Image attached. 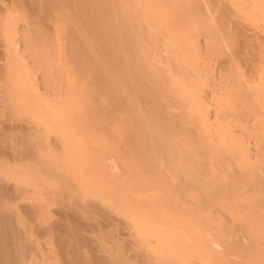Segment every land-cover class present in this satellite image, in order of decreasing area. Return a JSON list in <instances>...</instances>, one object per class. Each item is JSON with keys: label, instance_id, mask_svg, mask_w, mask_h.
I'll use <instances>...</instances> for the list:
<instances>
[{"label": "bare ground", "instance_id": "6f19581e", "mask_svg": "<svg viewBox=\"0 0 264 264\" xmlns=\"http://www.w3.org/2000/svg\"><path fill=\"white\" fill-rule=\"evenodd\" d=\"M19 1L17 2L19 3ZM22 1L23 3L26 4V7H25L26 9L23 7L24 10H26V12L29 15L35 14V19L37 23H39L38 21L42 23L45 20H50L51 23L55 21L62 22L63 28L61 27L62 32L60 34L62 35V38H63L62 41L65 42V45H66V47L64 48L65 51L63 52V55L65 53L64 56H65V59L68 65V67L65 66L66 68H68L67 70L63 66L65 69L64 71L66 72L68 71L69 75L71 76L73 75L74 79L76 78L75 80L84 83L86 86L87 94L84 93L87 97L86 101L85 99L83 100V98H85V95H84L81 102L77 103V105L79 106L80 103L82 104L86 102L85 104L87 106L85 104L81 105V108L84 106H86V108L88 107V109L85 108L86 112L83 118H80L82 116L81 114H80L81 116L77 114V117L80 119H76L75 117L76 114L75 116L73 114L71 115L75 117L74 120H71L73 118L69 116L71 112L73 111V108L78 107V106H74L73 104L74 101H73L72 103L73 108L72 109L70 108L71 109L70 113L68 112L70 111L69 107H71L70 106L71 104H69L71 103L70 100L72 101L75 98L72 95V98H73L72 99L71 94H69L70 96L68 95V92L71 93L70 91H67V94H66L68 95L67 98L70 97L69 98L70 100L69 99L67 100L69 101L68 103L69 107L67 106V103L65 104L63 101L61 102L62 104L60 103L62 106L65 105L67 106L66 108H68L67 112L69 115L68 114L67 115L70 117V119L68 118L69 120H66L65 123L67 121H70L68 123H70L71 126L74 127L75 130H76L75 128L76 124L80 123L82 125L83 130L87 129L85 132L87 131L89 132L90 134L89 139L85 137L87 136L86 134L85 136H81L84 133V131H82V128H81V131L83 133L80 136L81 138L84 137L82 139L93 141V140H96L95 137L97 135L106 144V148L102 150L101 152H99L100 146H101L99 145L100 144L99 142L101 141H99L98 139L100 138H98L96 141L98 143L97 146H99V147L96 146L98 149L90 150V152H93L92 156H94V158H92L91 160L92 163L91 162L85 163L86 160H84V163H83V160H81L82 161L81 163L89 167H90V163L92 165L93 164L96 165V170L94 171L99 173L97 174L99 178H102L100 177L101 171H104L105 173L109 169L110 173L109 171H107L109 173L107 176L109 177L108 180L111 183L112 182L119 183L118 186L121 185L122 187H125L128 182H129L128 186H130L131 185L130 182L131 183L133 182V183L138 184L139 187L138 186L136 187H138L140 190L143 189V190L148 191L149 188L150 189L152 188V192H155L156 190L153 188L160 186V189L162 190L163 189L161 187L162 183H166L168 180H171L170 182L173 181L172 185L170 183L171 186L166 184V186L168 185L167 186L169 188V189L167 188L168 190L158 194V196L160 195L162 199L163 197L168 199V202H166L168 206L165 205V207L167 208L171 206L173 207L174 204L176 203V200L179 201L181 197L182 199H184L185 197L184 195L186 194V192L191 191V189H194L193 191H196V193H198L196 195L198 197L196 198V200L194 199L195 200L194 202H192V200L187 202V199H188L187 198L185 201L187 203L184 204L186 205V207H183L185 210L180 209L181 211L189 210L188 213L189 212L192 213L191 215L194 218V219L192 218L193 222L191 221L188 222V220L186 222L185 220L186 217L184 218L183 216H181V218L183 217V219L185 220L184 221L182 219L183 220L182 221L181 219H179L180 217L179 213L177 212L176 214V218L186 223V225H184L183 223L184 229L182 228L183 230L181 233H184L183 231H185V229H187L186 227L190 224L188 227L191 228V232L188 228L187 233L189 232L188 234H192L190 236H193V234L195 235L196 233H192V232L195 231L197 228L198 231L196 230V232H198L197 233L198 237L194 236L195 240L197 241H194L192 237L189 240V237H188L189 235L187 236L188 239L187 237L185 239L184 234L181 235L180 233V235L184 239L182 238L183 241H181L182 239L180 237V241H178L180 243H177V244H181V245L180 246L171 245L172 246L171 249L165 248V249H169L168 250V254H170L169 257L170 258L174 257V259L171 258L172 260H176V257L178 254L182 253L181 255H183L185 254L186 251L188 252L189 249L185 251L184 248H186L187 244L189 243L186 244L185 242L187 240L188 241L192 240V242L190 243H193L194 241L195 245H193L194 244L193 243L192 245L190 244V246L192 247L197 246L198 247V248L196 247L197 250L200 248L199 251L201 250L202 253H204L202 255L206 254L207 256H210L212 258L216 256L214 259L217 261V263L219 262L220 264H248V263L249 264L251 263H256V264L262 263L263 264L264 263V105H263L264 101L262 100L263 102L261 101L262 103L260 102V104L254 103L255 100L258 98L256 96H255L256 98L254 96H251L250 97L251 102L241 103V100L238 101L240 98H237L240 96L236 95V97H234L233 94L231 93L233 91L230 92V90L228 91L227 88L225 87L227 92L225 95H224L225 93L224 92L222 95L224 97H221L220 99L222 101H228L231 97L232 99L234 97V99L237 98V101L235 99L236 103L232 104L231 106L228 102L226 103L224 102L222 104L216 103V105L211 111L207 110L206 115L205 113L203 114L201 110L199 111L196 108V111L201 112V116L202 114L204 116V118L199 121V125H198L194 123L193 121L194 115H192L193 113L191 114L189 112V108L191 109L192 107L191 104L194 103L196 100L198 103L203 102L201 105H203L204 103L206 104L211 100L213 102L216 101V95H214L215 88H210V90L206 89V92L207 90H209V93L206 94V92L204 91L202 93L206 95L201 96L202 94L199 95L198 94L199 92L196 93L195 92L196 90L194 91V89H196L194 88L195 83H192L194 82V80L193 81L191 80V83H190L191 86L194 88L191 90V88L189 89V86H187V83H186L188 80L183 79L184 82L186 81L185 82L186 86L183 83L184 87H182V89L186 87L185 88L186 90L183 89L185 90L184 91L185 97L181 98L183 96L181 95L183 93H180L183 91L182 89H179L180 91L178 92V95L180 94L181 97L179 96L180 98L178 101H176V99L173 97V95L175 94V93L173 94L174 88L172 85L174 82L173 75H177L178 72H181L183 73V75H185L186 79L188 76L189 78L190 77L192 78V76L194 78L195 76L193 72L197 69L196 68L197 65H196V62L193 64L192 61L194 60L195 55L200 54L201 51L200 52L198 51H199V48L202 47L200 45V43L202 44V42H199L193 46H187L186 43H183L184 39H182L183 37L182 34H183V31L186 34L185 29H187V27L185 26H188L189 27L188 30H189L190 25L188 24L191 23L190 20H194L196 23L195 25L199 26L200 30L203 29L201 31V34H203L204 37L209 36V35L211 36V31L209 32V29H207L206 27L203 28V26H205V21L208 19L207 17H209L206 15L207 14L206 11L208 10L206 9L207 8L206 4L204 3L205 4V7H204L203 4L200 5L196 3L197 1L195 2L194 0H191L190 2H188V0H186L185 2L186 3L188 2V4L185 5V2H183L184 5H182L180 4V1L172 0V2L169 4V8L166 9V11L169 14L165 12L164 10L168 5L167 4L168 1H165V2L163 1L165 5H163L164 4L163 2H162L163 4L158 5L159 7L162 6L161 9L159 8L161 12L163 13L162 15L165 14L164 16H166V14H168V19L171 20L170 23L172 22L173 24V23L178 22L180 26L182 25L181 29L185 27V29H183L182 31L181 30L178 31L177 28L175 30V27L171 25L172 26L170 27L171 31L169 30V32L171 33V36L169 35L168 32L166 36L169 35L171 37L169 38L171 39L172 43L169 42L170 41L169 39L168 40L169 43L168 44L166 43V45H164V47L165 46L167 47V45L168 47L159 49L158 44H160L161 46L162 41L160 40L162 39H158L157 34L153 33V31L151 32V30H153V27L151 28L147 23L144 22L143 20L144 18L142 17V14L140 12L133 13L132 11L134 10L131 9L132 7L131 8L129 7V9H127L126 7V9H124L125 8L124 5L128 2L125 3L123 0H122L123 3L121 2V0H21V2ZM128 1L131 2V0H128ZM148 2L146 1L144 3V7L147 5ZM131 3H129L128 5H131ZM135 5L137 6V3ZM151 5H152V2H151ZM207 5H209V0H208ZM22 6H21V10L23 9ZM163 6H166V7L163 9ZM147 7L149 8L150 4ZM150 9L148 10L149 13H150ZM53 11L58 12L57 14L58 16H55ZM142 11L144 10H141V12ZM0 12L3 14L2 10ZM6 19H5V22H6ZM153 20L151 21L152 24H153ZM210 20H213V18ZM210 20H207V21H210ZM34 24L36 25V22ZM146 24L148 26H146ZM236 24H233V25H236ZM58 25L59 24H57V26ZM178 25L176 24L175 26H178ZM37 26L39 27L40 25H37ZM46 27H47V24L45 23L44 25L40 26V28L35 29L36 31L35 33L37 34L36 35L37 37L45 36V39L42 40L43 42L42 45L40 42H39L40 44L38 45V48L42 47L44 51L41 48V51L38 54L34 55L36 56L35 60H37V62L39 63L38 69H41L40 71L42 72L45 71V73L43 74H47L49 72L48 70L51 67H53L50 61V58H49L51 57L50 47L52 46L51 45L52 42H50V38L48 37V34H47L49 32H47ZM148 27H150L151 29L150 28L148 29ZM242 28L241 27L237 28L236 32L232 31L231 33L234 36L231 35V33H229V35H231V37H229L230 38L229 40L232 46L228 54L224 53L225 50L221 47L222 43L221 45H219V43L217 42L218 40L217 39L215 40L214 38H212V36H211V39L213 40L209 38L211 41L207 42V44L210 43L211 45L210 49L212 50L215 49L217 50L218 53H220L222 50L224 51L223 52L225 54V55L223 54L224 57L218 60L219 66H217L216 64L217 66L215 67L217 68L216 71L218 70V67L220 68L219 71L221 70L224 71L223 68H225L226 72L229 71V74L231 75L230 78L233 77V79L231 78L230 80L231 85L235 84L237 85V87H240L241 86L240 82L242 81V83H244L243 85L245 86V87L243 86L242 89L246 88L247 90H251L254 88L253 87L251 88L252 86L251 83H250L251 86L246 84L247 81L244 77L243 72L240 71L241 68L237 70L232 66L233 64L231 65L232 61L234 62V64L239 63V61L236 62L237 60L240 59V58L237 59V56H238L237 54L241 52L243 53L244 50L250 47V43L248 41V35L242 31L244 30V28L243 29ZM235 29L236 27L232 30H235ZM7 40H9V38ZM259 40L260 39H258V41ZM165 42H166V39L165 41L163 39L164 44ZM203 42L206 46V42L205 41ZM258 43H260V41ZM255 44H257V42H255ZM255 44H252V45H255ZM216 45H218L219 47H216ZM5 46L7 47V44ZM178 47L179 48L183 47L184 49L181 51L180 50L178 51L177 50L179 49ZM36 50L38 51L37 47L34 51ZM159 50L164 51V53L166 51V54L164 53L162 54V51L160 52ZM210 52L212 51L210 50ZM257 52H260V51H257ZM163 55L166 56L165 58H168L169 60L168 63L170 64L169 65L170 67L166 66V64L163 62L164 60ZM30 57H33V56L30 55ZM258 58H260V56ZM195 59H198V58L195 57ZM201 59L203 58L201 57ZM193 65H195V67ZM239 66L243 67L242 65H239ZM235 67L238 68V66H235ZM181 73L178 75L181 76L182 75ZM217 74H215V76H217ZM220 74L218 76H220ZM246 74L247 73H245V76ZM205 75L206 74H204V76ZM46 76L49 77V74ZM179 77H177L178 81H179ZM183 77L184 76H182V78ZM45 82H44L45 83L44 86H46L47 84V81ZM1 83H4V82H1ZM52 84L50 86H52ZM177 84H180V81L179 83L177 82ZM22 85H24V83ZM179 86L180 85H178V88H181ZM52 88L50 89V91L52 90ZM56 91H59V89L58 90L56 89ZM192 91L196 93V96L195 94H193ZM211 91H213L214 93H211ZM254 91L255 90H252L251 92L254 93ZM48 92L47 94L49 95ZM54 92H52L53 96L55 95ZM247 93L244 94L243 92L241 96H244ZM36 94L39 95L38 91ZM0 96H1L0 97L1 102L3 101V102H6L7 104V105L4 104L6 107V110L1 112L2 111L1 109L0 115L4 119H8V120L14 118L15 116L19 117L18 111L17 113L15 111L17 108L14 106V104L9 103L12 101V100L10 101L12 95L11 96L9 95L10 99L6 97L5 94L4 95L2 94ZM53 96L51 98H53ZM63 96H65L64 93H63ZM48 97L50 98V96ZM57 97L56 95L54 96L56 100H57ZM244 97L247 98V96H244ZM41 98L45 100L44 94H43V97ZM49 98H46V101ZM252 98H254L253 99L254 102L253 100H251ZM49 100L50 102L52 101L51 99ZM185 100H186V103L190 105L187 111L185 110L183 111V109L186 108L184 104ZM245 100L246 99L242 101H245ZM64 101H65V98H64ZM23 102H25V99L23 100ZM27 102L30 103L29 101ZM27 102L25 104H27ZM167 102L169 105L167 104ZM47 103H45L46 105H44V103L42 105L47 106L48 105ZM50 105L51 107H49V109L52 108L53 104H50ZM55 105H57V103ZM58 105H59V102H58ZM29 107L31 109V106ZM43 108L46 109L45 107ZM75 109L77 110V108ZM82 110L84 111V108ZM202 110H205V109L202 108ZM21 111H24V110L22 109ZM52 112L53 111L51 110L50 113ZM65 113H66V110H65ZM74 113H78V112L75 111ZM79 113H81V111ZM22 114L21 116H23ZM61 114H63V111H61ZM61 114L60 112L57 113V115L59 116ZM41 115L43 116V114ZM23 117H24V121L22 122L18 121L19 122V123L17 122L18 124L15 121L14 122L16 124L0 123V150L7 151V152L10 151L12 152L13 155H15V157L17 156L19 158L18 164L15 163L17 158L16 159L13 158L15 159V162L12 159L13 164L15 163L17 165V167L16 166L15 167L17 168L16 170L18 172L16 173L18 176L15 173L13 174L11 172L13 176L15 175L14 177L16 178V182L15 180H13L15 183H12L13 182L12 181L11 182L12 185H10L7 182L9 186H7V189H5L6 186L4 188V185H3L4 180L6 179V177H10L9 174L11 173L8 172L9 173L8 174L7 172H5L7 173L6 175L8 176L5 175V173L3 172L4 167L2 164L6 165L5 164L6 159L5 161H3L4 162L3 163L2 162L3 157L2 156H1L2 158L0 157L2 159V160L0 159V264H40L39 257L41 256H38L36 254V251L42 252L43 249L41 248L39 242L37 241L38 239H36V237L37 238L39 237V236H36L38 234H41V235L46 234L48 235L47 237L51 236V238H53V240L52 239L51 240L53 241L54 245L52 244V242L51 244L54 247L52 246V248H49V249H51V251L55 255H51V258H50V254L46 252L47 254H49L48 255L49 257L46 256V258L48 257V260L51 259L49 260L51 261V263L49 262V264H130L132 262L130 260L131 258H134L137 261V264H168L166 263L165 259H162V258H165V256H167L166 258H169L168 254L165 255L167 251L163 249L164 246L162 248L156 247L158 250L161 251V252L159 251L160 254L165 251L164 253L165 256L162 258H158L150 253L145 252L149 250H147L148 248L147 249L145 248L146 250L144 251L143 250L144 246H141V248L143 249H140L139 248L140 246L137 247L138 248L137 249L135 248L136 247L135 246L133 247L134 251L132 253H128L130 252V249H128L127 250L128 252H126V249H127L126 242H123V243L120 242V246H118L119 248L118 253L112 250L114 251L115 254H111L112 251L110 252L111 255L104 254L105 251L103 250H105L106 248L102 250L103 252L100 251L101 246L97 247L96 246L97 244L96 243H95L96 245L94 244V241H93L94 238L93 236H91L89 231H92V230L94 231V229H97L100 232V234L103 236L102 238L103 239L106 238L107 239L106 241L108 242L109 237L111 236L116 237L115 233H120L122 229L126 228L127 223L131 221L129 217H127L128 216L127 208L125 207L126 210H124V208L123 210L121 209L122 212L120 214L125 212L124 215H127L125 216V218L128 219V220L126 219L127 221L125 220L122 221L119 219L120 214H116L118 215V218L112 215V211H116V212L119 211L118 205H121V204H119L117 200L115 202L118 203L117 205L118 208L116 205L114 206L112 204L111 206H106V205L104 206V204L101 206V203L98 204L96 202L98 200L94 201L90 199L91 197H93V195H95L94 193H96L97 190H95V192H91L93 190L87 192L85 191L86 189H83L86 182L88 181V180L84 181L86 175L84 179H82L83 178L82 176L84 174H82L81 176L78 175L77 173L74 172V170L79 171L78 170L79 168L76 169L77 168L76 166H75L76 168L72 166L73 164H76L77 162H80V161L73 163L72 159H70L73 153H70L71 151L70 152L68 151L67 153L66 150L68 149L65 148L66 149L65 152L59 150L60 147H62V150H64L63 148L66 147V144L61 143L57 136H56L57 137L56 142H52L51 140L49 141V143L51 142V144L49 145H51L52 147H56L58 150L56 151V148H55V150L53 149L54 151H51V148H49L50 146L48 147V150H44L43 147L46 143V139L50 138L49 135L48 136L46 135L48 138L45 139V136L41 135L40 131H38L40 130L39 127L42 126L40 125V122H38L39 123L38 125L40 126L37 125L38 126V129H37V126L33 125L34 123H32L35 121L32 120V122H29V119L25 118V114ZM47 117L50 118L49 116ZM56 117L54 119H56ZM58 117H57V120H55V122L57 121L59 123L60 121H58ZM48 118L46 119V121L48 120ZM62 121L63 120H61V122ZM51 123L53 122L51 121ZM51 123H49L50 128L52 126ZM80 124L78 126H80ZM64 125H65L64 127L66 128L62 126L64 128L62 129L63 131L65 129L67 131V126H66L67 124H64ZM58 126L60 127L61 125H58ZM59 127H57V129ZM68 130H69V127H68ZM68 132L70 133V130ZM58 133L60 132L58 131ZM74 133L76 132H74L73 130V134ZM60 136L62 135L60 134ZM72 136H73L72 138L75 139L74 135ZM78 136H76V138ZM235 136H239V137L246 136V139H247L246 143H245V140H246L245 138L238 140L235 138ZM63 138H64V135H63ZM82 139H81V142L83 141ZM181 140H183L182 142H184L185 148H183L180 145ZM91 143L88 142V144H91ZM84 144H86V142H84L83 145L81 144L78 146L80 147L82 146L83 148ZM72 146H71V149H73L74 147ZM92 147L93 146L91 147L89 146V148H92ZM86 148L88 147L86 146ZM68 154H70V157L67 156ZM74 155L75 156L80 155V153L78 154L77 152ZM86 156H88V158H91L90 155L86 154ZM86 156H83V159L84 157L86 158ZM76 160L77 159H75V161ZM6 163H8V161ZM9 165H11V162ZM5 167L7 168V166ZM90 170L91 172L88 173L89 178L88 177L87 178L93 179L94 178L93 174L96 175L95 174L96 172H93L92 169ZM74 173L77 174L78 178L82 179V181L85 183L84 184L81 181L83 187L77 183L78 178H77V175L75 177ZM90 173L92 174V177ZM94 179L98 180V184H96V182L93 183L97 185V186L95 185L93 189H95L96 187H99L100 185L102 186L106 183V182L105 183L103 182L105 180H102V179L99 180L96 177ZM100 181H102L103 184H101ZM92 182H94V180H92L90 183ZM111 183L109 186L111 188H114V184L113 186H111L112 185ZM26 184H28L27 186L29 185L30 187L32 186L31 187L32 191L30 190L28 191V189L25 187ZM118 186L115 187L114 189L116 188L118 189ZM140 190H138V192ZM161 190H159V192ZM101 191L102 190H100V193ZM134 192L135 191H133V193ZM117 193L122 194L123 192L122 193L117 192ZM154 194L155 195H153V201L154 199L156 200V198L154 197L157 196L156 193ZM190 194L191 193H189V195ZM12 195L13 197L15 195L16 198H17V195H19L18 197L20 199H22L20 197L22 196L23 199L26 198L28 201L25 203L23 202L22 205L16 204L12 201L11 198H9ZM122 196H126V195H122ZM122 196L121 195L120 197L118 196L119 200L123 199L121 201V202L124 201L122 204H124L125 202L127 203L128 200L125 201L124 200L125 197L120 199ZM102 197L104 196H101V198ZM151 197H149V199ZM137 198L139 201L140 198L139 197ZM146 198L148 197L146 196ZM146 198H142L140 200H143V199L146 200ZM182 199H181V205H182ZM102 201H105L104 198L102 199ZM109 201L111 203V200ZM129 201L131 202V199ZM159 201L156 200L155 203L156 202L160 203ZM163 201L165 203V199L162 200V202ZM112 202H114V200ZM47 203H50V206L53 203L56 205V209L54 210L55 211L54 213H56L57 215L56 219L54 217L51 218L53 220L46 219V217L49 215L48 213L51 212V210H49L50 208H47L46 206ZM141 203L148 204L147 201L146 202L141 201ZM105 204L110 205L108 201ZM131 204L132 205L134 204V207H131L133 208V210L134 208L136 209V207L140 206L139 203L137 204V203L131 202ZM136 204L139 206H136ZM150 205L153 207L154 205L153 202H150ZM144 206L145 207L143 208L144 210H146V212L148 211L147 210L148 208L151 209V207H148L147 205H144ZM178 206H180V204H178ZM182 206L180 207L182 208ZM175 207L177 208L176 205L174 206V208ZM197 208L199 209V211L197 210L198 213L195 212ZM200 208H202L203 211L202 210L200 211ZM150 209L149 211H151ZM164 210L165 209H162L163 212ZM138 211H139V208L137 212ZM141 211H142V208H141ZM154 211L150 213L154 215L155 214ZM156 211H157V214H159L160 209L158 208L156 209ZM168 211L170 212V209ZM165 212L167 211L165 210ZM172 212L173 211H171L170 214L173 216ZM175 212L176 211H174L173 213ZM22 213L24 217L20 216V214ZM147 213H148L147 216L149 215L148 217H150L151 214L149 212ZM182 214H185V213H182ZM194 214L195 215L198 214L197 217L193 216ZM136 215H138V213ZM142 215L140 217H142ZM159 215H158L159 216L158 218L163 217V215L161 214ZM171 215L167 216V218L171 217ZM52 216L53 215H51V217ZM121 216H123V214ZM145 217L146 216H143L142 218L143 223H145L144 220L146 219L149 220L148 217L147 218ZM153 217H154L153 220L158 219L156 215ZM164 218H165V215H164ZM49 219H50V216H49ZM153 220L150 219V221L148 222H151ZM160 220L156 222L154 221V224H156L157 222H160ZM165 220L167 221V219ZM171 220L174 222L177 221L175 218L173 220L172 217H171ZM134 221L139 223V221H136V220ZM142 221H141V224H142ZM166 221L164 222V225L165 223H168V225H170L171 221L169 222H166ZM157 224H160V223H157ZM175 224L177 225L178 222ZM175 224H174L175 227H173V230L167 231L166 229L167 232L165 233L167 235L169 231H173L172 232L173 234L174 231L178 229V227ZM129 225L127 226V228L130 227ZM151 225L152 224L150 223V227ZM109 226H112V227H109ZM166 226L167 225H165V227ZM171 226H173V224ZM165 227H163V229H165ZM176 227L177 229L174 230ZM152 228H153V225H152ZM159 228L157 229L155 228V230L157 231ZM163 229L161 228V230ZM126 232L127 230H124V234ZM149 233L150 232H148L147 235ZM151 233L153 234V232ZM165 233L163 236H166ZM170 233L171 232H169V235H171ZM157 234L159 235L158 232ZM126 235H129V234H126ZM154 235L155 234H153V237H157V235L156 236ZM176 235L179 236V233L175 232V237L173 236L175 239H176ZM122 236L124 235L121 234L119 237H122ZM163 236L159 235L160 238ZM132 237L134 238L135 236L132 235ZM153 237H151L150 239H153ZM173 237H170V238H173ZM98 238L100 237L98 236ZM157 238H154L153 240L155 242V245L159 244L157 242L158 241L160 242L161 240ZM155 239L157 240L155 241ZM166 239L167 238H165V240L163 241L165 242ZM125 241L127 240L125 239ZM135 241H133L134 243L133 242L132 243L135 244ZM146 241H149V240L146 239ZM146 241H144V243ZM163 241H161L160 244L163 243ZM168 241L170 242V239H168ZM172 241L173 240L171 239V242ZM175 241H173L174 244L176 243ZM167 242L166 244H168ZM196 242L199 243V246H198V243ZM141 244H143V242ZM149 245L150 244H148V246ZM97 248H99V250ZM187 248H189V246ZM111 249L113 248L111 247ZM162 249L164 251H162ZM158 250L156 249L154 250L156 251V255H157ZM43 253L45 252L43 251ZM160 254L158 256H162ZM36 255L38 256L37 258L39 260L36 259ZM45 255L41 259L44 260ZM181 255L180 256L178 255V256L182 257ZM206 258L208 260V257ZM44 263L45 262H43L42 264ZM198 264H201V263H198Z\"/></svg>", "mask_w": 264, "mask_h": 264}, {"label": "rangeland", "instance_id": "374dc122", "mask_svg": "<svg viewBox=\"0 0 264 264\" xmlns=\"http://www.w3.org/2000/svg\"><path fill=\"white\" fill-rule=\"evenodd\" d=\"M16 1V2H15ZM17 1H19V0H0V11L2 10V12H3V14L0 12V83L1 82H4V83H1L0 84V92H2V93H0V95H4L5 94V96L6 97H8L9 98V95L11 96V99H10V101L11 102H9L10 104H14V106L18 109H16L15 111H16V113H17V111H18V116L19 117H17V116H15L14 118H12V119H4L1 115H0V123H3V124H8V123H14V124H16L18 121H20V122H22V121H24V114H25V118H27V119H29V122H32V120L33 121H35V122H32V123H34L33 125H35V126H37L39 123L38 122H40V125H42V126H40V125H38V126H40L39 128H40V130H38V131H40V133H41V135H43V136H45V139L46 138H48L47 136L49 135V137L50 138H48V139H46V143H45V145H44V147H43V149L44 150H48V147L49 148H51V151H54L55 150V148L56 147H52L51 145H49V144H51V142L49 143V141H51L52 140V142H56V140H57V137H58V139H59V141L61 142V143H65L66 144V147H64L63 149L64 150H62V147H60V151H64L65 152V150L66 149H68V150H66L67 151V153H68V151L70 152V153H73L72 155H71V158L70 159H72V162L74 163V162H77V161H80V162H77L76 164L79 166H77L76 164H73L72 166H74V168H76V169H78L79 171H77V170H74V172L75 173H77L78 175H82V174H84L81 178L82 179H84V177H85V175H86V177H85V179H84V181L86 180H88L87 182H86V184L82 181V179H79L78 178V175L77 174H75V177H76V175H77V178H78V181H77V183L78 184H80L82 187H83V185H82V183H84L85 184V186H84V188L83 189H86L85 191H91V190H93V191H91V192H95V190H97L96 191V193H94L95 195H93V197H91V196H89V197H91L90 199H92V200H98V201H96L98 204H100L101 203V206L104 204V206L106 205V206H111V204L112 205H118V203L119 204H121V205H118L119 206V208H118V206H117V208L119 209V211L118 212H116V211H112V215H114V216H116L117 218H118V215H116V214H120L121 212H122V210H123V208H124V210H126V208H127V214H128V216L127 215H124L125 214V212L124 213H122L123 214V216H121L122 214H120V217H119V219L120 220H122V221H127L128 219L127 218H125V216H127V217H129V219L132 221H129L128 223H127V225H126V228L125 229H122L121 231H120V233H115L116 235V237H109L108 238V242H109V244H108V242L106 241L107 239L106 238H104L105 239V241H104V239L102 238L103 236L100 234V232L97 230V229H94V231L92 230V231H89V233L91 234V236H93V238H94V244L97 246V247H99V246H101L100 247V251L101 252H103V251H105V252H107V253H105L104 252V254H108V255H111V254H115L114 253V251H116L117 253H118V246H120V242L121 243H123V242H126L127 243V249H126V252H128L127 250L128 249H130V252H128V253H132L133 251H134V248L133 247H135V248H137V247H139L140 249H143V248H141V246H144V251L147 249V250H149V251H145V252H147V253H150V254H152V255H154V256H156V257H158V258H162V257H164L165 255H167L168 254V250L169 249H171L172 248V246L171 245H174V246H180L181 244H177V243H180V242H178V241H180V237H181V239L183 238L181 235L182 234H184V236H185V239H186V237L188 236L189 237V240H190V238L192 237V239L194 240V241H197V240H195V238H194V236H196V237H198V232H196V230H197V228H196V230L195 231H193L192 233H196L195 235L193 234V236H190V235H192V234H188L187 233V231H188V226L190 225H188V223H187V229H185V231H183L184 233H181L182 232V230L184 229V227H183V223H184V225H186V223L185 222H182L184 219H183V217L185 218V220H186V222H187V220H188V222L189 221H191V222H193V217H192V213H188V211L186 212V211H181L180 209H182V210H185L183 207H186V205H184V204H186L187 202H189V201H191L192 200V202H194L195 200H196V198L198 197V196H196L198 193H196V191H193L194 189H191V191H189V192H186V194L184 195L185 197H184V199H182V197L179 199V201H177L176 200V203L174 204V206L176 205L177 206V208H178V210H177V208L175 207L174 208V206L172 207H165V205L166 206H168L167 204H166V202H168V199H166V198H164L163 197V199H162V197H160V195L158 196V194H160L161 192H164V191H166V190H168L169 188L167 187L168 185L169 186H171L172 185V182H170L171 180H168L166 183H162L161 185V187L163 188L162 190L160 189V186H158V187H155V188H153V189H155L156 191L155 192H152V188L150 189H148V191L147 190H140L138 187V184H136V183H131L130 182V186H132V187H130V186H128V184H129V182L126 184V186L125 187H122L121 185L120 186H118L119 185V183H115V182H110L108 179H109V177H107L108 176V174L110 173V171H109V169L107 170V171H109V173L107 172V174H106V172L104 173V171H101V175H100V177H102V178H99V176L97 175V174H99L98 172H96V171H94V170H96V165H92L91 163V160H92V158H94V156H92V154H93V152H90V150L91 149H93V150H97L98 148L97 147H99V146H97L98 145V143L96 142L97 141V139L98 138H100L99 136H97L96 135V140H93V141H91V140H87V139H82V138H84V137H82L81 138V136H85V134L87 135V136H85L86 138H88L89 139V137H90V134H89V132L87 131V132H85L86 130H83V128H82V125L80 124V126H78L79 124H76V126H75V128H76V130L74 129V127H72L71 126V124L70 123H68V122H70V121H67L66 123H65V121L66 120H69L70 119V117L69 116H71L72 114L75 116V114H76V119H80V118H83L85 115V112H86V109H88V107L86 108V102H84V103H82V104H85L86 106H84V107H82L81 108V103L79 104V106L77 105V103L78 102H81V100H82V98L84 97V95L85 94H87L86 93V86H85V84L84 83H82V82H79V81H77V80H75L74 79V77H73V75L71 76V75H69V72L67 71H64L65 69L67 70L68 68H66V67H68V65H67V61H66V59H65V53H64V55H63V52L65 51L64 50V48L66 47V45H65V42H63L62 40H63V38H62V35L60 34L61 32H62V28H63V24H62V22L61 21H55V22H52L51 23V21L50 20H45L44 22H40V21H38L39 23H37V21H36V19H35V14H28L27 12H26V10H24V8L26 7V4L25 3H23V1L21 2V0L19 1V3L17 2ZM125 3L126 2H128V3H126L124 6H125V8L124 9H126V7H127V9H129V7L131 8V9H133L134 11H132L133 13L134 12H140L141 14H142V17L144 18H142L143 20H144V22L145 23H147L151 28L153 27V30H151V32L153 31V33H155V34H157V37H158V39H162V40H160V41H162V43H161V46H160V44H158L159 45V49L160 48H165L164 47V45H166V43L168 44L169 42H171L172 43V41H171V33L169 32V30L171 31V28L170 27H175V30H176V28H177V30L178 31H182L183 29H185V27H187V29H185V31H186V34H185V32L183 31V37H182V39H184L183 41V43H186L187 44V46H193V45H195V44H197V43H199V42H202V44L200 43V45L202 46L201 48H199V51L198 52H200V54L199 55H195V57L196 58H198V59H195V57H194V60L192 61V63L194 64L195 62H196V65H197V69L193 72L194 73V78H193V76H192V78L190 77L189 78V76L187 77V79L185 78V75H183V73H181V72H178V74H182L181 76L180 75H173L174 77H173V80H174V82H173V88H174V92H173V94L175 95H173V97L176 99V101H178L179 100V98L181 97L180 96V94L178 95V92L180 91L179 89H182V87H184V85L187 83V86H189V89L191 88V90L192 89H194V88H196V89H194V91L196 92V93H198L199 95H201V96H205L207 93H209V90H210V88H215V90H214V92H215V94L214 95H216V101H209L208 103H204L203 105H201L203 102H200V103H198L197 102V100L194 102V103H192L191 105H192V107H191V109L189 108V112L192 114V115H194V117H193V121H194V123H196V124H198L199 125V121L201 120V119H203L204 118V116H203V114L205 113V115H206V112H207V110H209V111H211L213 108H214V106L216 105V103H226V102H228L229 104H230V106L232 105V104H234V103H236V101H237V98H240L238 101H240L241 100V103L243 102V103H245V102H251L250 101V97L251 96H256L258 99H256L255 100V102H254V98H252L251 100H253V102L254 103H259L260 104V102L263 100L264 101V0H209V5H207L208 4V0H194L196 3H198V4H200V5H202L203 4V6L205 7V4H206V9H208L207 11H206V15L207 16H209V17H207L208 19L207 20H210V19H212L213 18V20H210V21H207V23H206V21H205V26H203V28L204 27H206L207 29H209V32L211 31V36H212V38H214L215 40L217 39L218 41V43H219V45H221V43H222V45H221V47L225 50V52L222 50L220 53H218L217 52V50H215V49H210V43L209 44H207V42H210L211 40H213V39H211V36L209 35V36H206V37H204L203 36V34H201V31L203 30L201 27V29L202 30H200L199 29V26H196L195 24V21L194 20H190L191 21V23L190 24H188V25H190V29L188 30V26H183L184 28L183 29H181V26H180V24L177 22V23H173L172 24V22L170 23V19H168V12L166 11V9L167 8H169V4L172 2V0H131V2H133V3H131V2H129L128 0H123ZM123 1L121 0V2L123 3ZM147 1H149L148 3H147V5L144 7V3ZM152 2V5H151V2ZM165 1H168V5H167V7L166 6H163V9L165 10V12H167L168 14H166V16H164V15H162L163 13L161 12V7L162 6H158V5H160V4H163ZM176 1V0H175ZM178 1H180V4H182V5H184V3L183 2H185L186 0H178ZM191 0H188V2H190ZM201 1H202V3H201ZM13 2H14V4H15V6H14V4H13ZM156 2V3H155ZM163 2V3H162ZM188 2L186 3L185 2V5L186 4H188ZM18 4V6H19V8H18V6H17V4ZM22 3V4H21ZM129 3H131V5H128ZM137 3V6L135 5ZM205 3V4H204ZM150 4V7L148 8L147 6ZM157 4V5H156ZM22 6V10H21V6ZM155 5V6H154ZM163 5H165V3L163 4ZM13 6V7H12ZM144 7V9H143V7ZM209 6V7H208ZM142 7V8H141ZM154 7H155V9H154ZM145 8H147V9H145ZM151 8V9H150ZM160 8V9H159ZM26 9V8H25ZM144 10V11H142L141 12V10ZM150 9V13L148 12V10ZM4 10V11H3ZM19 10H21V11H19ZM25 13H27V14H25ZM145 11H147L148 12V14H147V12H145ZM153 11V12H152ZM233 11V12H232ZM22 12V13H21ZM217 12V13H216ZM5 13V14H4ZM25 15H24V14ZM53 13H54V15L55 16H58L57 14H58V12H56V11H53ZM145 13V14H144ZM209 13V14H208ZM4 15V16H2V15ZM160 14V15H159ZM217 14V15H216ZM27 15V16H26ZM29 15V16H28ZM154 15V16H153ZM219 15H221V16H219ZM26 16V17H25ZM31 16V17H30ZM163 16V17H162ZM211 16V17H210ZM218 17V18H216V17ZM7 17H9V18H7ZM31 19H30V18ZM221 17V18H220ZM234 17V18H233ZM7 18V19H6ZM14 18V19H13ZM35 19V21H34V19ZM215 18V19H214ZM5 19H6V22H5ZM30 19V20H29ZM149 19V20H148ZM154 19V20H153ZM153 20V24H152V21ZM221 20V21H220ZM225 20V21H224ZM9 21V22H8ZM170 23H168V22ZM190 21H188V22H190ZM214 21H216V22H214ZM4 22H5V24H4ZM32 22H36V25L34 24V23H32ZM48 22V23H47ZM143 22V23H144ZM6 23H7V25H6ZM47 24V32H49V33H47L48 34V37L50 38V42H52L51 43V47H50V56L51 57H49L50 58V61H51V63H52V65H53V67H51L47 72V74H43V73H45V71L44 72H42V71H40L41 69H38L39 68V63L37 62V60H35L36 58V56H34V55H36V54H38L40 51H41V48L42 47H39L40 48V50H39V48H38V45L41 43V45H42V40L43 39H45V36H36L37 34L35 33L36 31H35V29H38V28H40V26H42V25H44V24ZM217 23V24H216ZM237 23V24H236ZM32 24V25H31ZM57 24H59L58 26H57ZM146 24V26H148ZM155 24V25H154ZM166 24V25H165ZM167 24H168V26H167ZM178 25V26H175V25ZM186 24V23H185ZM233 24H236V25H238V26H236V25H233ZM37 25H40L39 27L37 26ZM57 27H56V26ZM62 25V26H61ZM172 25V26H171ZM198 25V24H197ZM207 25V26H206ZM223 25V26H222ZM32 26V27H31ZM193 26V27H192ZM35 27H37V28H35ZM62 27V28H61ZM150 27H148V29L150 28ZM156 29H155V28ZM236 27V29L235 30H232V29H234ZM239 27H243L244 28V30H242L244 33H246L247 35H248V41H249V43H250V47L249 48H247L246 50H244L243 51V53L241 54V53H239V54H237L236 56H237V59L238 58H240L239 60H237L236 62H238L239 61V63H235L234 64V62L232 61V63H231V65L235 68V69H239V68H241L240 69V71H242L243 72V74H244V77H245V79H246V84H248L249 86H251V84H252V86H251V88L253 87L254 89H251V90H247L246 88L245 89H242L243 88V84L244 83H242V81L240 82V87H237V85H235V84H233V85H231L230 83V80H231V78L233 79V77H231L230 78V74H229V71L228 72H226L225 71V68H223L224 69V71L223 70H221V71H219L220 70V68L218 67V70L217 71H219V72H217L216 71V69L217 68H215V67H217V66H219V59L220 58H223L224 57V55L227 53L228 54V52H230V49H231V46H232V44L230 43V38L229 37H231V35H233L231 32L232 31H235L236 32V30H237V28H239ZM31 28V29H30ZM57 28V29H56ZM150 28V29H151ZM170 28V29H169ZM180 28V29H179ZM211 28V29H210ZM242 28V29H243ZM174 29V28H173ZM172 29V30H173ZM10 30V31H9ZM21 30V31H20ZM50 30H51V32H50ZM188 30V31H187ZM191 30V31H190ZM231 30V31H230ZM57 31V32H56ZM246 31V32H245ZM11 32V33H10ZM169 33V35L168 36H166L168 33ZM189 32V33H188ZM214 34H213V33ZM235 32H233V33H235ZM35 33V34H34ZM182 33V32H181ZM187 33H188V35H187ZM199 33V34H198ZM229 33H231V35H229ZM4 34V35H3ZM185 34V35H184ZM191 34H193V35H191ZM30 35V36H29ZM50 35V36H49ZM162 35V36H161ZM228 35V36H227ZM258 35V36H257ZM6 36H7V38H6ZM184 36H185V38H184ZM234 36V35H233ZM43 37V38H42ZM47 37V36H46ZM165 37V38H164ZM168 37V38H167ZM170 37V38H169ZM256 39H255V38ZM258 37V38H257ZM6 38V39H5ZM9 38V40H7ZM204 38V39H203ZM211 40H210V39ZM251 38V39H250ZM255 40H254V39ZM163 39H164V41H165V39H166V42H165V44L163 43ZM170 39V41L168 42V40ZM209 39V40H208ZM258 39H260L259 41H260V43H258L259 41H258ZM33 40V41H32ZM38 40V41H37ZM226 40V41H225ZM253 40V41H252ZM25 41V42H24ZM160 41H159V43H160ZM203 41H205L206 42V46H205V44H204V42ZM228 41V42H227ZM16 42V43H15ZM40 42V43H39ZM253 42V43H252ZM255 42H257V44H255ZM58 43V44H57ZM7 44V47L5 46ZM252 44H255V45H252ZM4 45V46H3ZM31 45V46H30ZM40 45V46H41ZM163 45V46H162ZM229 45V46H228ZM252 45V46H251ZM32 48H30V47ZM208 46V47H207ZM261 46V47H260ZM10 47V48H9ZM27 47V48H26ZM36 47H37V49H38V51L36 52V51H34L35 49H36ZM167 47H168V45H167ZM166 47V48H167ZM198 47V46H197ZM196 47V48H197ZM206 47V48H205ZM216 47H219L218 45H216ZM229 47V48H228ZM252 47V48H251ZM257 47V48H256ZM23 50H22V49ZM27 50H26V49ZM28 48H30V49H28ZM60 48V49H59ZM62 48V49H61ZM157 48H158V46H157ZM179 48V47H178ZM203 48V49H202ZM205 48V49H204ZM209 48V49H208ZM221 48V49H222ZM255 48V49H254ZM262 50H261V49ZM7 49V50H6ZM53 49V50H52ZM184 48L183 47H180L179 49H177L178 51L180 50H183ZM193 49V48H192ZM202 49V50H201ZM207 49V50H206ZM254 49V50H253ZM42 50H43V48H42ZM168 50V49H167ZM209 50V51H208ZM210 50L212 51V52H210ZM254 52H253V51ZM256 50V51H255ZM23 51V52H22ZM44 51V50H43ZM160 52L162 51V50H159ZM246 51V52H245ZM257 51H260V52H257ZM6 52V53H5ZM168 52V51H167ZM206 52V53H205ZM215 52V53H214ZM225 54H224V53ZM248 52H250V53H248ZM5 53V54H4ZM33 53V54H32ZM164 53V51H162V54ZM203 53V54H202ZM210 53H211V55H210ZM218 53V54H217ZM32 55L33 57H30V55ZM164 54H166V51H165V53ZM215 54V55H214ZM220 54V55H219ZM224 54V55H223ZM252 54H254V55H252ZM257 54H259V55H257ZM52 55H53V57H52ZM247 55V56H246ZM6 56V57H5ZM13 56V57H12ZM164 56V55H163ZM207 56H208V58H207ZM242 58H241V57ZM243 56H244V58L246 59H244L243 58ZM257 56V57H256ZM260 56V58H258ZM64 57V58H63ZM166 56H164L163 58H164V60H163V62L166 64V66H168V67H170L169 65V60H168V58H165ZM201 57L203 58V59H201ZM52 58V59H51ZM20 59V60H19ZM32 59H33V61H32ZM63 60V61H62ZM183 60H184V58H183ZM217 60V61H216ZM241 60H243V61H241ZM256 60V61H255ZM21 61V62H20ZM9 62H11V63H9ZM35 62V63H34ZM197 62H199V63H197ZM256 62V63H255ZM5 63V64H4ZM20 63V64H19ZM37 63V64H36ZM60 63V64H59ZM202 63V64H201ZM4 64V65H3ZM14 64V65H13ZM66 64V65H65ZM199 64V65H198ZM201 64V65H200ZM216 64H217V66H216ZM225 64V63H224ZM223 64V65H224ZM247 64V65H246ZM22 65V66H21ZM57 65V66H56ZM239 65H242L243 67H241V66H239ZM255 67H254V66ZM20 66V67H19ZM25 66V67H24ZM65 67V69H64V67ZM194 67H195V65H193ZM235 66H238V68H236ZM6 67V68H5ZM9 67V68H8ZM11 67V68H10ZM37 69H38V71H37ZM55 69V70H54ZM57 69V70H56ZM61 71H59V70ZM202 70V71H201ZM223 71V72H222ZM66 72V73H65ZM12 75H11V74ZM58 73V74H57ZM198 73V74H197ZM202 73V74H201ZM213 73V74H212ZM217 74V76L220 74V76H215V74ZM245 73H247L246 74V76H245ZM25 74V75H24ZM31 74V75H30ZM49 74V77L48 76H46V75H48ZM176 74V73H175ZM198 76H197V75ZM204 74H206L205 76H204ZM224 74V75H223ZM229 74V75H228ZM7 77H6V76ZM34 75V76H33ZM38 75V76H37ZM51 75V76H50ZM228 75V76H227ZM32 76H33V78H32ZM180 76V77H179ZM182 76H184L183 78H182ZM203 76V77H202ZM208 76V77H207ZM235 76V75H234ZM5 77V78H4ZM32 79H31V78ZM46 77V78H45ZM52 77V78H51ZM177 77H179V81H180V84H177V82L179 83V81L177 80L178 78ZM217 77V78H216ZM7 78V79H6ZM21 78V79H20ZM41 78V79H40ZM42 78H44V79H42ZM50 78V79H49ZM60 78V79H59ZM222 78V79H221ZM229 78V79H228ZM2 79V80H1ZM27 79H29V80H27ZM38 81H37V80ZM177 81H176V80ZM183 79H185V80H188L186 83L183 81ZM208 79V80H207ZM215 79V80H214ZM219 79V80H218ZM227 79V80H226ZM42 80H43V82H42ZM191 80L193 81L194 80V82H192V83H195L194 84V88L191 86ZM210 80V81H209ZM45 81H47V84H46V86H44L45 85ZM55 81V82H54ZM57 81V82H56ZM199 81H200V83H199ZM202 81V82H201ZM224 81H226V82H224ZM263 81V82H262ZM20 82V83H19ZM24 83V85H22L23 83ZM34 82V83H33ZM41 84H40V83ZM45 82V83H44ZM197 82V83H196ZM22 83V84H21ZM30 83H31V85H30ZM32 83H33V85H32ZM44 83V84H43ZM53 83V84H52ZM80 83V84H79ZM183 83H184V85H183ZM199 83V84H198ZM211 83V84H210ZM230 84V86H229V84ZM251 83V84H250ZM259 83V84H258ZM3 84V85H2ZM52 84V86H50ZM59 84V85H58ZM209 84V85H208ZM27 85V86H26ZM40 85V86H39ZM58 85V86H57ZM176 85V86H175ZM178 85H180L179 87H181V88H178ZM223 85H224V87H223ZM6 86V87H5ZM85 86V87H84ZM186 86V85H185ZM204 86V87H203ZM210 86V87H209ZM222 86V87H221ZM231 88H229V87ZM232 86H233V88H235V89H233L232 88ZM235 86V87H234ZM2 87V88H1ZM29 87V88H28ZM43 87H44V89H43ZM52 88V90L50 91V89ZM74 87V88H73ZM82 87H84V88H82ZM227 88V90L229 91L230 90V92L231 91H233V92H231L232 94H233V96L234 97H236V95L237 96H240V97H237V98H235L236 99V101H235V99H234V97H233V99H232V94H231V98L228 100V101H222L220 98L221 97H224V96H222L223 95V93H224V95L226 94V88ZM245 87V86H244ZM9 88V89H8ZM30 88H32V89H30ZM49 88V89H48ZM54 88H56L57 90L59 89V91H56V89H54ZM186 88V87H185ZM185 88H183V89H185ZM201 88V89H200ZM238 88V89H237ZM241 88V89H240ZM24 89H26V90H24ZM38 89V90H37ZM71 89V90H70ZM74 89H75V91H74ZM83 89V90H82ZM182 89V90H183ZM200 89V90H199ZM206 89H209V90H207V92H206ZM46 90V91H45ZM49 92H48V91ZM54 90H55V92H57L58 93V95H57V93H55L54 92ZM73 90V91H72ZM186 90V89H185ZM185 90H183L182 92H180V93H183V94H181V95H183L181 98H184L185 97ZM212 90V89H211ZM222 90V91H221ZM225 90V91H224ZM240 90V91H239ZM244 90V91H243ZM252 90H255L254 91V93H252L251 91ZM14 91V92H13ZM37 91H38V93H39V95H37L36 93H37ZM64 91V92H63ZM67 91H70L71 93H69L68 92V95L69 94H71V98H72V95H73V97H75L74 98V100H70L69 98L70 97H68L67 98V96L68 95H66L67 94ZM206 92V94H204V93H202V92ZM239 91V92H238ZM245 91H247V92H249V93H247V92H245ZM4 92V93H3ZM47 92L49 93V95L47 94ZM52 92H54V94L56 95V97L57 96H59V97H57V100H59V101H57L56 100V98H54V96H53V93ZM193 92V91H192ZM195 92H193V94H195V96H196V93ZM201 92V93H200ZM213 91H211V93H214ZM235 92V93H234ZM244 92V94L245 93H247L246 95H244V96H247V98L246 97H244V96H241V94ZM250 92H251V94H250ZM52 93V94H51ZM63 93H64V95L65 96H63ZM76 93V94H75ZM85 93V94H84ZM221 93V94H220ZM238 93V94H237ZM9 94V95H8ZM15 94V95H14ZM43 94H44V98H45V100L43 99V98H41V97H43ZM81 94V95H80ZM82 94H83V96H82ZM228 94V93H227ZM249 94V95H248ZM252 94H254V95H252ZM29 95V96H28ZM32 95V96H31ZM50 96V98L48 97V96ZM212 95V94H211ZM221 95V96H220ZM229 95V94H228ZM53 96V98H51ZM70 96V95H69ZM81 96V97H80ZM180 96V97H179ZM1 97V96H0ZM3 97V96H2ZM15 97H17V98H15ZM33 97H35V98H33ZM62 97H63V99H62ZM215 97V96H214ZM255 97V98H256ZM20 100H19V99ZM27 98H29V99H27ZM46 98H49V99H51L52 101L50 102V100L48 99L47 101H46ZM58 98H60V99H58ZM64 98H65V101H67L68 99L70 100V102L71 103H69V101H67V102H65L64 101ZM67 98V99H66ZM86 95H85V98H83V100L85 99V101H86ZM246 99L245 101H242V100H244V99ZM1 99V98H0ZM8 99V100H9ZM25 99V102H23V100ZM35 99V100H34ZM55 99V100H54ZM73 99V98H72ZM213 99V98H212ZM232 99V100H231ZM2 100H3V98H2ZM14 100H16V101H14ZM180 100H182V99H180ZM19 101V102H18ZM21 101V102H20ZM27 101H29L30 103H28ZM64 102L65 104L67 103V106L69 107V104H71L70 106L71 107H69V109L71 108H73V104H74V106H78V107H75V108H77V110L75 109V108H73V111L75 110L76 112H78V113H74L73 111L71 112V109H70V111H68V108H66L67 106H65L64 105V103H63V105L64 106H62L61 104V102ZM73 101H74V103H73ZM218 101V102H217ZM262 101V102H263ZM27 102V104H25ZM32 102V103H31ZM48 102V103H47ZM53 102V103H52ZM58 102H59V105H58ZM83 102V101H82ZM169 102V101H168ZM168 102H167V104H168ZM173 102H174V100H173ZM197 102V103H196ZM261 102V103H262ZM3 103V104H2ZM44 103V105H46L45 103H47L48 105L47 106H43L42 104ZM57 103V105H55ZM61 103V104H60ZM69 103V104H68ZM73 103V104H72ZM7 105L6 104V102H1V100H0V111H1V109H2V111L1 112H3V111H5L6 110V107H5V105ZM17 104V105H16ZM23 104V105H22ZM30 104V105H29ZM40 104V105H39ZM50 104H53L52 105V108H50L49 109V107H51V105ZM172 104V103H171ZM185 109H183V111L185 110V111H187L188 110V107L190 106V105H188L187 103H186V100H185ZM27 105H28V107L29 106H31V109H30V107L28 108L27 107ZM34 107H33V106ZM169 105V104H168ZM187 105V106H186ZM195 105V106H194ZM202 107H201V106ZM263 105H264V103H263ZM2 106V107H1ZM55 106H56V108H57V106H58V108L56 109L55 108ZM205 106V107H204ZM206 106H207V108H206ZM209 106V107H208ZM3 107H4V109H3ZM22 108L24 111H21L22 109H20V108ZM24 107V108H23ZM37 107V108H36ZM43 107H45L46 109H44ZM64 109H63V108ZM199 107H200V109H199ZM42 108V109H41ZM81 108V109H80ZM84 108V111L82 110ZM86 108V109H85ZM193 108V109H192ZM196 108H197V110H201V112L203 113L202 114V116H201V112H199V111H196ZM202 108L203 109H205V110H202ZM211 108V109H210ZM41 109V110H40ZM55 109V110H54ZM53 111L52 113H50V111ZM60 110V111H59ZM65 110H66V113H65ZM191 110V111H190ZM46 111V112H45ZM48 111V112H47ZM61 111H63V114H61ZM70 113L71 112V114L69 115L68 114V112ZM81 111V113H79ZM192 111H194V112H192ZM1 112H0V114H1ZM20 112H22V113H20ZM35 112H36V114H35ZM43 112V113H42ZM58 112H60V116L59 115H57V113ZM82 112H83V114H82ZM48 113H50V114H48ZM196 115H195V114ZM200 113V114H199ZM21 114L23 115V116H21ZM33 114H35V115H33ZM41 114H43V116L41 115ZM69 116H68V115ZM77 114H81L79 117L80 118H78L77 117ZM209 114V113H208ZM17 115V114H16ZM56 115H57V117H58V121H60L59 123L56 121L55 122V120H57V117H56ZM199 115V116H198ZM47 116H49L50 118H48ZM74 116H71L73 119H71V120H74L75 119V117ZM200 116H201V118H200ZM56 117V119H54ZM48 118V120L46 121V119ZM63 118V119H62ZM69 118V119H68ZM198 118V119H197ZM3 119V120H2ZM27 119H25V120H27ZM50 119V120H49ZM7 120H8V122H7ZM11 120V121H10ZM31 120V121H30ZM61 120H63L62 122H61ZM195 120H196V122H195ZM16 123H15V122ZM49 121V122H48ZM51 121L53 122V123H51ZM202 121H204V120H202ZM5 122V123H4ZM19 123V122H18ZM17 123V124H18ZM49 123H51L52 124V126H51V128L49 127ZM56 123V124H55ZM44 124V125H43ZM64 124H67L66 126H67V131H66V129L63 131V129L64 128H66V127H64L65 125ZM70 126H69V125ZM202 124H203V122H202ZM48 125V126H47ZM58 125H61L60 127L58 126ZM197 125V126H198ZM38 126H37V129H38ZM47 126V127H46ZM64 128H63V127ZM57 127H59L58 129H57ZM68 127H69V130H70V133L68 132L69 130H68ZM52 128H53V130H52ZM63 128V129H62ZM71 128V129H70ZM80 128V129H79ZM81 128H82V131H84V133L81 131ZM45 129V130H44ZM49 129V130H48ZM73 130H74V132H76V133H74L73 134ZM79 130H80V132H79ZM43 131V132H42ZM58 131L60 132V133H58ZM54 132H55V134H54ZM57 132V133H56ZM78 132H79V134H78ZM83 133V135H81ZM55 136H54V135ZM60 134L62 135V136H60ZM68 134V135H67ZM47 135V136H46ZM63 135H64V138H63ZM72 135H74V138L75 139H73L72 137ZM79 135V136H78ZM81 135V136H80ZM57 136V137H56ZM76 136H78L77 138H76ZM247 136V135H246ZM246 136H235V138L236 139H238V140H241V139H243V138H245L246 139ZM53 138V139H52ZM61 139V140H60ZM69 139V140H68ZM81 139L84 141V142H86V144H84V147L82 148V146L80 147V146H78V145H83V141L81 142ZM244 139V140H245ZM54 140V141H53ZM64 140V141H63ZM65 140H66V142H65ZM73 140V141H72ZM99 141H101V142H99L100 144L99 145H101L100 146V151L99 152H101L102 150H104L105 148H106V144H105V142H103V140L100 138V139H98ZM67 141H68V143H67ZM70 141V142H69ZM75 141H77V142H75ZM183 140H181L180 141V145L183 147V148H185L184 147V142H182ZM223 141V140H222ZM243 141V140H242ZM246 141H247V139L245 140V143H246ZM59 142V143H60ZM88 142H92L91 144H88ZM76 144V145H74V144ZM78 143V144H77ZM96 143V144H95ZM102 143V144H101ZM72 144H73V146H72ZM47 145V146H46ZM68 145H70V146H68ZM46 146V147H45ZM71 146L73 147V149H71ZM79 148H78V147ZM86 146L88 147V148H86ZM89 146L91 147V146H93L92 148H89ZM97 146V147H96ZM104 146V147H103ZM66 148V149H65ZM77 148V149H76ZM82 148V149H81ZM54 149V150H53ZM58 149L56 148V151H57ZM84 150V151H83ZM87 150H89V151H87ZM72 151H76L75 153L74 152H72ZM86 151V152H85ZM50 152V151H49ZM78 152V154L80 153V155H74V154H76ZM82 152V153H81ZM7 153V154H6ZM9 153V154H8ZM83 153H84V155H83ZM0 157L2 156L3 157V160H2V162L3 161H5V159H6V162L8 161V163H6L5 162V164L6 165H4V164H2L3 165V167L5 168H3V172L5 173V172H9V173H15L16 175H17V173L16 172H18L16 169V167H17V165L16 164H18V162H19V158L16 156L15 157V155H13L12 154V152H10V151H2V150H0ZM11 154V155H10ZM86 154L87 155H90L91 156V158H88V156H86ZM4 155V156H3ZM13 155V156H12ZM82 155V156H81ZM10 158H9V157ZM68 157H70V154H68L67 155ZM73 156H74V158H73ZM83 156H86V158L84 157V159H83ZM76 157H78V158H76ZM82 157V158H81ZM13 158H17L16 159V162H15V159H13ZM8 159V160H7ZM12 159H13V161L16 163H14L13 164V162H12ZM75 159H77L76 161H75ZM74 160V161H73ZM81 160H83V163H84V160H86L85 161V163H89V162H91L90 163V167L89 166H87V165H83L81 162ZM10 162H11V165H9L10 164ZM4 163V162H3ZM14 165V166H13ZM5 166H7V168L5 167ZM16 166V167H15ZM71 166V167H72ZM76 166V167H75ZM81 166V167H80ZM95 166V167H94ZM11 170H10V169ZM7 169V170H6ZM90 169H92L93 170V172H96L95 174L96 175H94L93 174V172H92V174H93V177L95 178H98L99 180L100 179H102V180H105V181H103L105 184L104 185H100L99 187H96L95 189H93L94 188V186L96 185V184H98V180L97 179H88L89 178V172H91V170ZM81 170H82V172H81ZM86 172H85V171ZM90 170V171H89ZM111 170V169H110ZM83 172H85V173H83ZM112 172V171H111ZM7 173H5V175L7 174ZM8 173V174H9ZM9 174L10 175V177H6V179L4 180V183H3V185H4V188H5V186H6V188L5 189H7V186H9L8 185V183L10 184V185H12L11 184V182L13 181V180H15V182H16V178L13 176V174ZM79 173H81V174H79ZM92 174L90 173V175H91V177H92ZM6 176H8V175H6ZM18 176V175H17ZM79 176V177H80ZM88 177V178H87ZM90 177V178H91ZM105 177H106V179H105ZM8 178H10V179H8ZM10 182H9V181ZM77 180V179H76ZM92 180H94V182H92V183H90ZM108 180V181H107ZM5 181H6V183H5ZM81 181H82V183H81ZM8 182V183H7ZM14 181L12 182V183H15ZM89 182V183H88ZM96 182V184H93V183H95ZM101 182V184H103V182L102 181H100ZM99 182V183H100ZM109 183V184H108ZM110 183L112 184L111 186H113V184H114V188L115 187H117L118 186V189L116 188V189H114V188H111L109 185H110ZM170 183H171V185H170ZM91 184V185H90ZM107 184V185H106ZM117 184V185H116ZM133 184V185H132ZM135 184V185H134ZM166 184H168L167 186H166ZM28 184H26V188L28 189V191L30 190V191H32L31 189V187H30V185L29 186H27ZM90 185V186H89ZM87 186V187H86ZM91 186H93V187H91ZM97 186V185H96ZM104 186V187H103ZM136 186H138V187H136ZM89 187V188H88ZM103 187V188H102ZM110 187V188H109ZM122 187V188H121ZM91 188V189H90ZM123 188H125V189H123ZM164 188H165V190H164ZM168 188V189H167ZM8 189H9V187H8ZM100 190H102L101 191V193H100ZM112 190V191H111ZM115 192H114V191ZM117 190V191H116ZM138 190H140L139 192H138ZM159 190H161L160 192H159ZM7 191V190H6ZM132 191V192H131ZM133 191H135L134 193H133ZM146 191H147V193H146ZM154 191V190H153ZM117 192H123L122 194H120V193H117ZM152 194H150V193ZM193 192V193H192ZM195 192V193H194ZM139 193V194H138ZM143 193V194H142ZM154 193H156L157 194V196L156 197H154V198H156V200L157 201H159L160 200V198H161V200L159 201L160 203H158V202H156L155 203V199H154V201H153V195H155ZM189 193H191L190 195H189ZM105 194V195H104ZM134 194H136V195H134ZM141 194H142V196H141ZM120 195L122 196V195H126V196H122L120 199H122L123 197H125L124 198V200L125 201H127L128 200V202L126 203H124V204H122L123 202H121L122 200H119V198H118V196L120 197ZM144 195V196H143ZM148 197V198H146V196ZM8 196H10V195H8ZM19 195H17V198H16V196L14 195V197H13V195L11 196V197H9V198H11L12 199V201L14 202V203H16V204H20V205H22L23 204V202L25 203V202H27L28 200L25 198V199H23V197L22 196H20L22 199H20L19 197H18ZM101 196H104V197H102L101 198ZM129 196V197H128ZM152 196V197H151ZM195 196V197H194ZM137 197H139L140 199H142V198H146V200L145 199H143V200H140L139 199V201H138V198ZM149 197H151L150 199H149ZM16 198V199H15ZM101 199V201H100V199ZM104 198V200L107 202H109V204L110 205H107V204H105L106 202L105 201H102V199ZM110 198V199H109ZM188 198V199H187ZM114 200V202H112L113 200ZM131 199V202L132 203H139V205H137L136 204V206H139V207H136V209L138 210V208H139V211L137 212V210L134 208V210L138 213V215H136L137 213L133 210V208H131V207H134V204L132 205L131 204V202L129 201ZM165 199V203H164V201L162 202V200H164ZM181 199H182V205H181ZM186 199H187V202H185L186 201ZM195 199V200H194ZM19 200V201H18ZM109 200H111V203H110V201ZM117 200V202L118 203H116L115 201ZM167 200V201H166ZM17 201V202H16ZM22 201V202H21ZM141 201H147V203L148 204H146V203H144V204H142L141 203ZM153 202V207L150 205V202ZM130 202V203H129ZM177 202H179V203H177ZM191 202V203H192ZM129 203V204H128ZM162 203V204H161ZM173 203V202H172ZM49 204V205H48ZM54 204V203H53ZM51 204V206H50V203H47L46 204V206H47V208H50L49 210H51V212H49L48 214H46V215H48L47 217H46V219L47 220H53V219H51V218H55L56 219V213H54L55 211V209H56V205L54 204ZM178 204H180V206H182V208L180 207V206H178ZM141 205H143V206H141ZM144 205H147L148 207H151V209L150 208H146L148 211L147 212H152V211H154L155 212V214H154V212H153V214L154 215H152L151 213V215H150V217L152 216H155L156 215V217L158 218L160 215L159 214H161V215H163V217L162 218H158V219H155V220H153L154 219V217L152 218H150V217H148L147 216V212H146V210H144V208L143 207H145ZM113 206V207H114ZM52 207V208H51ZM126 207V208H125ZM141 208H142V211H144V212H142L141 211ZM160 209V211H159V214H157V211H156V209ZM172 208V209H171ZM122 209V210H121ZM149 209L151 210V211H149ZM154 209V210H153ZM162 209H165L167 212H165V210H164V212L162 211ZM170 209V212L168 211ZM175 209V210H174ZM197 210L199 211V209L197 208L196 210H195V212H197ZM202 210V208H200V211ZM134 211V212H133ZM171 211H176L175 213H173L172 212V214H173V216L170 214L171 213ZM203 211V210H202ZM116 212V213H115ZM177 212L179 213V219H183L182 221L181 220H179L178 218H176V214H177ZM194 212V213H195ZM52 213V214H51ZM165 213V214H164ZM182 213H185V214H182ZM198 213V212H197ZM202 213V212H201ZM142 214H144V215H142ZM196 214V213H195ZM193 215V216H195V217H197V215ZM51 215H53L52 217H51ZM133 215V216H132ZM142 215V217H140ZM159 215V216H158ZM164 215H165V218H164ZM169 215H171V217L173 218V220H174V218L177 220V221H172L171 220V217H169V218H167V216H169ZM186 215H188V216H186ZM20 216H23L24 217V215H23V213L22 214H20ZM49 216H50V219H49ZM132 216V217H131ZM143 216H146L145 218H149V220H144V222L145 223H143ZM178 216V215H177ZM181 216H183L182 218H181ZM191 217V218H190ZM144 218V219H145ZM188 218H190V219H188ZM193 218V219H192ZM127 219V220H126ZM133 219V220H132ZM150 219L151 220H153V221H151V222H148V221H150ZM161 219V220H160ZM163 219V220H162ZM165 219H167V221L165 220ZM170 219V220H169ZM134 220H136V221H139V223L138 222H135ZM160 220V222H157V223H160V224H154V221L156 222V221H159ZM166 222H169V221H171V222H173V223H171L170 222V225H168V223H165V225H167L166 227H165V225H164V222L165 221ZM184 220V221H185ZM141 221H142V224H141ZM161 221H163V222H161ZM146 222H147V224H146ZM153 222V223H152ZM178 222V224L176 225L175 223H177ZM131 223V224H130ZM150 223L153 225V228H152V225H151V227H150ZM162 223V224H161ZM130 224V225H129ZM138 224V225H137ZM146 224V225H145ZM173 224V226H171ZM174 224L178 227V229H180V230H178L177 229V227L174 229V230H176V231H174V233L172 234V232L173 231H169V232H171L170 234L171 235H169V232H168V235L165 233V232H167L168 230H173V227H175L174 226ZM130 226V227H128L127 228V226ZM164 225V226H163ZM106 226V225H105ZM104 226V227H105ZM133 226H134V228H133ZM171 226V227H170ZM107 227V226H106ZM105 227V228H106ZM109 227H112V226H109ZM157 229V228H159L160 230H161V228L163 229V227H165V229H163V230H155V228ZM183 228V229H182ZM139 229V230H138ZM166 229H167V231H166ZM97 230V231H96ZM124 230H127V232L124 234ZM131 232H130V231ZM189 230H190V232H191V228H189ZM142 231V232H141ZM198 231V230H197ZM121 232H123V233H121ZM148 232H153V234H155L154 236H156L157 235V237H159V235H161V236H163L164 235V233H165V235L166 236H163V237H159V238H157V237H153V234L151 233H149L148 235H147V233ZM157 232L159 233V235L157 234ZM175 232L176 233H179V236L178 235H176V239L174 238L175 237ZM133 233H135V234H133ZM142 233V234H141ZM163 233V234H162ZM180 233H181V235H180ZM34 234V233H33ZM93 234V235H92ZM121 234H123L124 236H122V237H119ZM126 234H129V235H126ZM130 234H131V236H130ZM132 235H134L135 237L134 238H136V239H138V240H136V239H134L133 237H132ZM36 236H39L38 238L36 237V239H38L37 241L39 242V244H40V246H41V248L43 249V251L45 252V253H43V251L41 252V251H36V254L38 255V256H41V257H39V259L37 258L38 256L36 255V259L37 260H39V262H40V264H42L43 262H45L44 264H49V262L51 263V261H49V260H51V259H49L48 260V255L50 254V258H51V255H55L52 251H51V249H49V248H52V246L54 245V243H53V238H51V236L50 237H47L48 235H41V234H38V235H36ZM98 236L100 237V238H98ZM147 236V237H146ZM174 236V237H173ZM96 237V238H95ZM127 237V238H126ZM129 237H131V238H129ZM138 237V238H137ZM146 237V238H145ZM151 237H153V239H150ZM170 237H173V238H170ZM188 237H187V239H188ZM49 238V239H48ZM101 238H102V240H101ZM122 238V239H121ZM154 238H157V239H161L160 240V242L161 241H163V240H165V238H167L166 239V241L164 242L163 241V243H161L160 244V242L158 241L157 243H159V244H156L155 245V242L153 241L154 240ZM164 238V239H163ZM49 240V241H47V240ZM52 239V240H51ZM97 239V240H96ZM113 239V240H112ZM125 239L127 240V241H125ZM130 239V240H129ZM131 239H133V240H131ZM146 239L147 240H149V241H146ZM157 239H155V241L157 240ZM163 239V240H162ZM168 239H170V242L168 241ZM171 239L173 240V241H175L176 243L174 244V242L172 243L171 242ZM184 239V238H183ZM183 239L181 240V241H183ZM197 239V238H196ZM48 242V244H47V242ZM136 240V241H135ZM142 240V241H141ZM133 241H135V244H133L134 242ZM138 241H140V242H138ZM144 241H146L145 243H144ZM168 241V242H167ZM188 241V240H187ZM185 242L186 244L187 243H189V244H187V247L189 246V248H184V250L186 251V250H188V252L186 253L185 252V254H183V255H181V254H178L179 256L181 255L182 257H179L177 254V257H176V260H172V259H174V257H169L170 256V254H168V257L169 258H166L167 256H165V258H162V259H165V261H166V263H168V264H174V262H175V264H198V263H201V264H220L219 262L217 263V261L214 259V258H212V257H210V256H207L206 254L205 255H202V254H204V253H202V251L200 252L199 251V249L197 250V246H194V247H192V246H190V244L192 245L193 243H194V241H193V243H190V242H192V240L191 241H188V242ZM44 242V243H43ZM51 242H52V244H51ZM100 242H102V243H100ZM107 242V243H106ZM115 242V243H114ZM129 242V243H128ZM131 242V243H130ZM133 242V243H132ZM143 242V244H141ZM150 242V243H149ZM153 242V243H152ZM166 242L168 243V244H166ZM199 242V241H198ZM198 242H196V243H198ZM46 243V244H45ZM184 243V244H185ZM50 244H51V246H50ZM105 244H106V246H105ZM112 244V245H111ZM115 244H116V246H115ZM137 244H138V246H137ZM144 244H146V245H144ZM148 244H150L149 246H150V248H149V246H148ZM182 244H183V242H182ZM50 247H49V246ZM193 245H195V243L193 244ZM197 245V244H196ZM102 246H103V248H102ZM129 246V247H128ZM148 246V247H147ZM164 246V247H163ZM171 246V247H170ZM185 246V245H184ZM198 246H199V243H198ZM44 247V248H43ZM54 247V246H53ZM111 247L113 248V249H111ZM115 247H116V249H115ZM154 247H155V249L156 250H158L157 248L159 247V248H162L163 247V249L164 250H166L167 252H166V254L164 255V253H165V251L162 249V251H164V252H162L161 254H160V250H158V252H157V255H156V251H154L155 249H154ZM157 247V248H156ZM190 247H192V248H190ZM197 247V248H196ZM107 250H106V249ZM146 248V249H145ZM165 248H169V249H165ZM196 248V249H195ZM98 250H99V248H97ZM103 249H105V250H103ZM138 249V248H137ZM154 249V250H153ZM97 250V251H98ZM103 250V251H102ZM112 250H114V251H112ZM154 252H153V251ZM192 250V251H191ZM195 250V251H194ZM99 251V252H100ZM109 251V252H108ZM112 251V252H111ZM160 251V252H159ZM191 251V252H190ZM194 251V252H193ZM49 253V254H47V253ZM52 252V253H51ZM110 252H111V254H110ZM183 252V251H182ZM160 255H162V256H158L159 254ZM184 253V252H183ZM196 253V254H195ZM43 254V255H42ZM46 254V255H45ZM187 254V255H186ZM45 255V257H44V260L43 259H41L43 256ZM175 255V256H176ZM194 255V256H193ZM46 256H48L47 258H46ZM202 257V258H201ZM206 257H208V260H207V258ZM177 258H179V259H177ZM182 258V259H181ZM195 258V259H194ZM190 259H191V261H190ZM197 259V260H196ZM200 259V260H199ZM202 259V260H201ZM132 262L130 263V264H137V261L134 259V258H131L130 259ZM135 260V261H134ZM168 261V262H167ZM179 261V262H178ZM186 261H188V262H186ZM195 261V262H194ZM216 261V262H215ZM38 262V263H39ZM134 262V263H133ZM249 264V263H248ZM251 264H256V263H251ZM260 264V263H259ZM262 264V263H261ZM264 264V263H263Z\"/></svg>", "mask_w": 264, "mask_h": 264}]
</instances>
